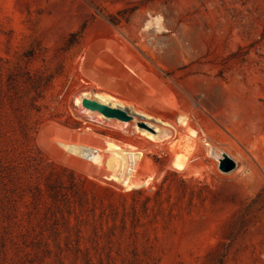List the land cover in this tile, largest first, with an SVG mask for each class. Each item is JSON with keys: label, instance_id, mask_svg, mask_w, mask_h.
<instances>
[{"label": "rangeland", "instance_id": "1", "mask_svg": "<svg viewBox=\"0 0 264 264\" xmlns=\"http://www.w3.org/2000/svg\"><path fill=\"white\" fill-rule=\"evenodd\" d=\"M25 69L54 83L23 176L72 172L87 200H16L18 223L0 200V264H264V0H0V73ZM106 142L142 154L130 184L62 146Z\"/></svg>", "mask_w": 264, "mask_h": 264}, {"label": "trees", "instance_id": "2", "mask_svg": "<svg viewBox=\"0 0 264 264\" xmlns=\"http://www.w3.org/2000/svg\"><path fill=\"white\" fill-rule=\"evenodd\" d=\"M79 35L71 34V38ZM40 54V49L33 48L25 57L35 59ZM4 76L0 73V186L4 188L0 200L7 203L3 206L5 217L9 222L21 221L16 200H52L56 205L61 200H74L75 205L84 207L82 200L87 199L79 194L82 181L74 173L52 171L42 176L36 186L28 185L23 176L26 169L36 165L30 164L36 162L30 146L41 124L44 101L54 77L28 69Z\"/></svg>", "mask_w": 264, "mask_h": 264}, {"label": "bare ground", "instance_id": "3", "mask_svg": "<svg viewBox=\"0 0 264 264\" xmlns=\"http://www.w3.org/2000/svg\"><path fill=\"white\" fill-rule=\"evenodd\" d=\"M84 97L96 98L100 102H102L104 104H107V105H111L113 107H115V106L124 107V105L122 103L118 102L111 95H106V94H103V93H95V94H93L91 96V94H89V93H83L81 95V97H80V101H79L80 103H81V100ZM132 110L135 111L136 109H133L132 108ZM84 113L87 114L88 116L89 115L93 116L92 114H94L95 115L94 117L96 118V116H97L98 118H96V119H100L101 121H112L113 120V119L105 118L104 116H102L99 113H92V112L87 111L85 109H84ZM94 117H92V118H94ZM101 121H99V123ZM115 121L113 120L112 123H114ZM185 143H186V145H188L191 142L186 141ZM106 144H107V146H106V148H104L105 149L104 152L109 154V156L106 155L107 157H105V155L104 156L102 155L103 154L102 153L103 150H100V147L93 154H90V153L86 152V150H83L84 148H82V146H80L78 148L77 147L75 148V146H68L66 144H63L62 146H65L66 149L71 154L73 153V154H75V155H77V156H79L81 158H84L87 161H90V162H92V163H94V164H96L98 166L107 167L108 170L111 172L110 173L111 175H113L114 177H117V178L121 179L123 182H125L127 184H130L131 182H133V178H135L134 176H135V173L138 170V165H139V163L142 160V154H138V153L134 152L132 149H130L128 147L124 148L123 146H121L119 144H116V143H113V142H106ZM182 146H183V143H182ZM180 148L182 149L181 146L179 147V149ZM184 149H186V147H184ZM182 151H183V149H182ZM221 153L222 152H218V150L216 148H214L212 150V156H217V158L218 157L219 158H223L224 154H221ZM104 158H106V159H104ZM213 158H215V157H213ZM217 158H215V159H217Z\"/></svg>", "mask_w": 264, "mask_h": 264}, {"label": "water", "instance_id": "4", "mask_svg": "<svg viewBox=\"0 0 264 264\" xmlns=\"http://www.w3.org/2000/svg\"><path fill=\"white\" fill-rule=\"evenodd\" d=\"M81 107L87 111L99 113L105 118L115 119L121 122H131L135 117V115L128 108H121L119 106L113 107L100 102L96 98L84 97L81 100ZM138 126L140 128L148 129V126L144 122H138ZM233 167L234 163L229 158H226L223 161V170L229 171Z\"/></svg>", "mask_w": 264, "mask_h": 264}]
</instances>
